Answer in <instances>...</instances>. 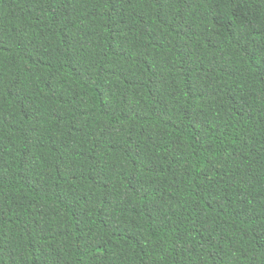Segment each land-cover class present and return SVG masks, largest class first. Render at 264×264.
<instances>
[{
	"label": "trees",
	"instance_id": "1",
	"mask_svg": "<svg viewBox=\"0 0 264 264\" xmlns=\"http://www.w3.org/2000/svg\"><path fill=\"white\" fill-rule=\"evenodd\" d=\"M0 264H264V0H0Z\"/></svg>",
	"mask_w": 264,
	"mask_h": 264
}]
</instances>
